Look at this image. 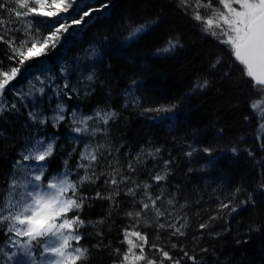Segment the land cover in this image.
<instances>
[{
  "label": "trees",
  "instance_id": "trees-1",
  "mask_svg": "<svg viewBox=\"0 0 264 264\" xmlns=\"http://www.w3.org/2000/svg\"><path fill=\"white\" fill-rule=\"evenodd\" d=\"M104 3L107 9L94 13L83 26L74 25L54 49L23 66L10 58L9 45L0 42V71L20 67L2 98L6 107L0 113V199L42 119L38 130L42 128L54 144L45 161L46 179L66 170L71 179H78L85 169L77 165L88 163L81 161L85 146L98 149L97 161L88 170L97 178L80 188L86 198L79 211L84 221L80 245L89 249L88 264H120L128 248L126 229L147 236L145 252L158 262L162 257L153 244L180 264H193L189 257L195 264H264V117L251 107L260 95L227 45L202 31L193 19L195 0L188 1L187 9L180 0H79L70 12L78 17L88 7ZM200 13L210 15L203 8ZM0 19L8 28H23L20 19L4 9ZM23 19L33 21L32 33L42 39L55 18ZM144 24L149 25L145 33L126 39L133 27ZM11 36L17 44L26 38L17 31L5 39ZM169 40L179 45L158 53ZM91 49L98 52L94 58ZM88 75H93L91 81ZM37 76L52 80L42 95L36 93ZM205 80L207 87H198ZM58 105L66 110L55 126L50 114ZM173 105L174 116L146 111ZM98 111L115 116L104 124L95 116ZM36 112L40 119L34 123L29 114ZM78 112L93 117L87 134L73 131L83 127L73 122L72 114ZM93 128L103 131L93 135ZM193 148L197 151L187 155ZM114 170L117 179L126 178L115 186L110 183ZM156 175L165 179L157 182ZM144 184L150 187L145 190ZM145 191L161 197L157 207L165 215L159 223L165 228L158 227L151 210L139 218L128 215L141 210ZM225 204L228 207H222ZM170 223L183 224L184 235H173ZM6 239V228L0 225V247ZM3 259L0 256V264Z\"/></svg>",
  "mask_w": 264,
  "mask_h": 264
},
{
  "label": "snow or ice",
  "instance_id": "snow-or-ice-1",
  "mask_svg": "<svg viewBox=\"0 0 264 264\" xmlns=\"http://www.w3.org/2000/svg\"><path fill=\"white\" fill-rule=\"evenodd\" d=\"M181 4L187 9L188 0H180ZM15 4V7L11 5ZM79 4V0H0V9H4L11 17L14 15L20 19L23 28H8L4 19H0V42L7 43L13 52L11 59L17 61L19 66L25 65L29 60L44 56L47 51L54 49L60 41V38L69 33V30L75 26H83L93 18V14L102 12L109 7L104 3L99 7H88L83 10L82 14L72 16L70 9L75 11ZM219 5V6H217ZM222 6V7H220ZM203 8L210 12V15L203 16L200 9ZM195 11L192 13L194 20L200 22L202 31L216 38L220 43L227 45L234 62L242 66L244 75L250 79L253 88L260 95L261 99L252 103L254 110H259L260 115L264 117V0H195ZM23 10V11H21ZM68 14L67 16L62 14ZM30 16H40L47 18H55L49 27V34L42 39L36 38L32 33L33 21L23 19ZM70 21V22H69ZM149 25H139L133 27L127 40H133L145 33ZM23 31L25 39L19 44L16 43L14 36L5 39L10 32ZM36 32H39L36 29ZM30 45V46H29ZM179 45V41L169 40L166 47L159 49L158 53H169ZM91 55L94 58L98 52L91 49ZM217 64L220 60L217 59ZM216 65L213 64V67ZM20 73V67H13L10 71H0V113L5 110L6 105L2 102L4 92L10 82L16 79ZM41 80L40 76L36 77ZM87 80L91 81L93 75H88ZM133 85L137 82L133 81ZM208 81L205 80L198 87H207ZM64 87H68L67 83ZM43 93L44 89H38ZM15 104L12 105L14 109ZM175 105L170 108L146 109V111H172ZM60 113L64 111L63 106H58ZM33 121L38 119L36 114L30 113ZM73 115V122L83 125V127H75L76 133L89 132L88 121L93 120L92 116L82 117L79 120ZM98 120L107 124L115 113L97 112L95 114ZM57 121L63 120V115L55 117ZM44 120H39L43 124ZM264 129V124H261ZM92 134L103 129L93 128ZM54 150L53 143L45 144L43 140H37L33 143L30 150L25 154L22 153L23 160H34L44 162L52 155ZM98 149H90L85 146V151L81 153V161L88 163H80L78 168L85 169V174L78 179H71V173L67 170L59 176H54L45 183L44 173L46 164L38 163L33 170L24 169L23 178L17 179L20 173H14L13 179L8 185L7 194L0 199V225L6 228L7 239L5 246L0 247V256L4 258L3 264H88L89 249L80 245L82 239L79 229L84 225V221L80 219L79 211L84 206L85 197L80 194V188L85 182H93L96 179L95 173L91 175L88 170L92 168L94 162L97 161ZM157 151H159L157 149ZM197 149L193 148L187 155L191 156ZM202 151L209 156L212 155L210 148H204ZM235 152V149L232 150ZM67 163V161L65 162ZM16 167H20L17 162ZM131 168V165H129ZM118 170H114L110 176V183L118 185L123 183L125 177H120ZM153 179L157 182L165 179L163 175H156ZM108 182V181H106ZM150 187L144 184L143 188L147 190ZM264 188V184L261 185ZM239 191V189L237 190ZM129 193L134 195V190L129 189ZM146 199L141 201V210L135 214L128 213L129 216L141 217L142 213L149 210L155 213L157 225L165 228V224L159 223V218L165 215L157 207V201L160 196L152 197L150 193L145 191ZM97 197L103 198L100 193ZM111 199V197H108ZM251 200V197L249 198ZM169 204L172 201L168 202ZM228 207V205H222ZM236 211L235 208L231 209ZM69 213L73 215L69 216ZM173 229V235H184L182 229L183 224L179 227L174 223L167 225ZM201 228L206 225H200ZM132 237H135L134 241ZM124 240L128 244V248L122 256L120 264H164L165 261H172L167 251L159 248L157 245H151L156 249L162 259L159 262L150 258L145 252L148 245L147 236L139 231L125 230ZM15 248L16 251H8L6 249ZM138 249V251H137ZM119 254V249L116 250ZM187 256V253H185ZM195 264V258L189 257ZM172 264H180V262L172 261Z\"/></svg>",
  "mask_w": 264,
  "mask_h": 264
},
{
  "label": "rangeland",
  "instance_id": "rangeland-1",
  "mask_svg": "<svg viewBox=\"0 0 264 264\" xmlns=\"http://www.w3.org/2000/svg\"><path fill=\"white\" fill-rule=\"evenodd\" d=\"M42 81H43V83L40 82L38 84V89H40L41 87H43L44 91H47V86L51 83L52 80L51 79L42 78ZM36 93H37V95H42V93L40 91H38V90H37ZM58 106H63V105H58ZM58 106L50 114V120H51L52 124L55 125V126H57L58 123H60L62 121V120L57 121L55 119V117H57L58 115H63V117H65V110H66L65 107L63 106L64 111L62 113H60L59 110H58ZM37 111L41 112L42 109H38ZM175 112H176V110H172V111L166 112L167 113L166 115L167 116H174L175 115ZM36 115H37L38 119L34 123H36L40 119V114L36 112ZM75 118H76V116H75ZM40 124L41 123H38V125H37V128H36V130L34 132V137H39L40 136V131H43L42 128H40V131L38 130V128L40 127ZM37 140H44V138L39 137ZM33 143H34V139H32V140L29 141V145H28V149H27L26 153L30 150V148L33 145ZM44 143L47 144V143H51V142L46 141ZM38 163L45 164V161L44 162H37V161H34V160H27V161L26 160H22L19 163L20 167L18 168V172L20 173L19 178H23V170L24 169H28V170H33L34 171V166L37 165ZM47 180L48 179H46L45 183L47 182ZM6 250H8V251H16L15 248H9V249H6ZM3 261H4V259L2 260L1 264H3ZM12 264H15V262H12Z\"/></svg>",
  "mask_w": 264,
  "mask_h": 264
},
{
  "label": "bare ground",
  "instance_id": "bare-ground-1",
  "mask_svg": "<svg viewBox=\"0 0 264 264\" xmlns=\"http://www.w3.org/2000/svg\"><path fill=\"white\" fill-rule=\"evenodd\" d=\"M77 114V113H76ZM76 116V119L77 120H79L80 118H82V117H86V116H82L81 115V112H78V115H75ZM40 131V130H39ZM39 137H41V138H44V142H46L47 140H48V134L47 133H45L44 131H40V136ZM39 137H34L33 139H34V142L39 138Z\"/></svg>",
  "mask_w": 264,
  "mask_h": 264
}]
</instances>
